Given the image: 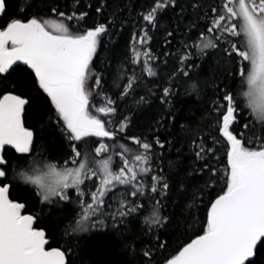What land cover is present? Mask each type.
I'll return each mask as SVG.
<instances>
[{"label": "snow or ice", "instance_id": "obj_1", "mask_svg": "<svg viewBox=\"0 0 264 264\" xmlns=\"http://www.w3.org/2000/svg\"><path fill=\"white\" fill-rule=\"evenodd\" d=\"M106 11L110 0L87 5L83 0H0V18L7 16L0 24V264H73V242L81 233L106 219L119 233L117 224L138 217L149 237L144 264H160L157 256L162 264H257L264 248V0L141 5L138 31L132 32L133 43L122 54L111 86L94 57L104 37L125 21L119 5L111 15ZM167 11L175 19L166 37L182 31L185 13L188 30L178 52L164 51L162 59L151 42ZM209 19L210 25L198 23ZM206 52L217 54V63L200 78L201 64L192 57L203 59ZM173 56L178 64L169 72ZM125 65L131 66L130 74ZM145 77L154 87L137 99ZM179 87L196 104L212 93L195 120L178 122L173 98ZM157 93L161 110L133 131L135 114L126 113ZM29 119L32 127L26 126ZM50 127L67 142L70 150L63 157L37 151L36 132ZM161 129L187 144L194 167L186 175L198 171L202 176L190 192L180 180L186 200L178 216L167 203L174 177L159 164L157 146L165 147ZM166 143L171 147L175 140ZM7 151L13 152L11 158ZM179 166L178 159L169 160V173ZM13 188L30 194L38 211L25 214L26 203L10 198ZM69 204L81 210L63 228L36 226L53 207ZM172 231L187 239L169 250Z\"/></svg>", "mask_w": 264, "mask_h": 264}, {"label": "trees", "instance_id": "obj_2", "mask_svg": "<svg viewBox=\"0 0 264 264\" xmlns=\"http://www.w3.org/2000/svg\"><path fill=\"white\" fill-rule=\"evenodd\" d=\"M89 0H83V3L87 5ZM151 0H110L111 11H106L105 15H111L113 11L117 10V5H119V14L121 18L125 21L124 25L121 26L119 23L112 30L111 37H104L103 44L98 47V54L94 57L96 68L104 71L108 78V86L112 83V74L117 71L118 65L123 59V53L130 49L132 41V32L138 31L136 27L137 16L136 13L141 10V5L147 6ZM213 0H206V3H212ZM128 5V7H124ZM13 9L10 7L8 15L12 13ZM179 11V8L176 9ZM43 13V9H41ZM94 13V8L92 9ZM189 13H185L184 22L182 25V31L173 36L166 37V29L171 30L168 25L175 19L174 13L172 11H167L163 14L161 19L162 27L154 32V38L151 42L152 49L161 54L164 51H169L171 53H177L180 48V41L183 38V32L188 29L186 25L188 24ZM195 19V16L192 17ZM7 16L0 18V24L4 23ZM97 20H102V17H95ZM92 21L90 20L89 23ZM198 23L203 27L205 23L210 25L211 20L207 22L204 20L198 21ZM171 27H176L173 23ZM197 32L193 30L192 38L195 39ZM170 40L171 44H166L165 40ZM191 42V41H189ZM197 64H201V68L197 71L199 72L200 78H205L209 75L210 66H214L217 63V54L212 52H206L203 59L197 58L195 55L192 57ZM178 62L173 56L169 58L168 71L173 70V66L177 65ZM26 66L21 65L20 68ZM128 69L129 74L131 73V66L125 65ZM19 72V69H18ZM137 74H139V68H136ZM151 78L145 77V85L138 89L137 99L139 95H145L147 88H153L154 85L148 83ZM156 84H162V81L157 80ZM239 84V80L235 81L233 88L235 89ZM175 91L178 93L177 96L173 98L174 100V110L177 111L179 116V123L186 120H195L201 115V107L208 106V97L212 96L209 91L205 99L201 104H196L194 102V97L185 95L183 87L176 88ZM157 97H149L148 103L145 105H133L132 112L126 113L127 115L135 114V125L133 131H140L144 127V123L148 120L154 118L157 113L161 110V105L159 104ZM129 104L132 103V98H129ZM192 113H195L193 115ZM248 116V112H245V117ZM26 126L32 127L33 121L29 119ZM178 130V129H177ZM161 137V141L165 143V147L160 149L157 146V151L161 156L159 164L163 171L174 177L173 190L169 198L168 210L173 211L178 216L181 212V208L186 200V194L179 190V182L183 179V182L188 186L189 192L194 186L202 183V176L197 171L195 174L188 176L186 173L190 171L193 167V158L189 154V148L186 143L183 144L179 136L174 133L168 134L164 129H161L158 133ZM35 140L38 145L37 151L47 150L55 158L57 156L63 157L66 151H69L67 142L64 140L63 136L60 134L59 129L55 127L46 128L43 132L37 131L35 134ZM166 140H175L174 146H169ZM177 149H180L178 152ZM9 158L13 156L12 151H7L5 153ZM179 160L180 166L177 172L169 173L168 171V161L169 160ZM52 162H55L53 159ZM63 161L61 160V163ZM202 166V165H201ZM222 167V166H221ZM11 199L18 200L19 202L26 203L25 213H35L38 211L35 199L19 188H13L11 190ZM75 205H65L62 208L53 207L51 216H47L48 210L45 209V215L47 219L41 223L37 224V227H44L46 225L52 224L59 228H63L68 222L73 218L77 211H80ZM107 210V209H106ZM145 214L148 212V208L145 207ZM116 228L119 229V233L113 229L111 219H106L103 226L93 228L88 233H81L80 238L73 242L74 244V254L70 257L73 264H144L145 258L142 255V249L149 244V237L145 236L141 232V218L132 220L128 224H117ZM122 233L123 235H121ZM165 237L161 236V240ZM182 239H187V237H182L176 231H172L168 234L167 240L169 243V250L176 244L181 243ZM50 246H57L56 243L51 242ZM167 255V253H165ZM261 255H264V248L260 250V254L257 256V264ZM162 257L157 256L156 260L162 264Z\"/></svg>", "mask_w": 264, "mask_h": 264}, {"label": "water", "instance_id": "obj_3", "mask_svg": "<svg viewBox=\"0 0 264 264\" xmlns=\"http://www.w3.org/2000/svg\"><path fill=\"white\" fill-rule=\"evenodd\" d=\"M0 151H3V150H0ZM25 214H28V213H25ZM52 247H54V246H52Z\"/></svg>", "mask_w": 264, "mask_h": 264}, {"label": "rangeland", "instance_id": "obj_4", "mask_svg": "<svg viewBox=\"0 0 264 264\" xmlns=\"http://www.w3.org/2000/svg\"><path fill=\"white\" fill-rule=\"evenodd\" d=\"M84 211H86L87 209L85 208V209H83Z\"/></svg>", "mask_w": 264, "mask_h": 264}]
</instances>
